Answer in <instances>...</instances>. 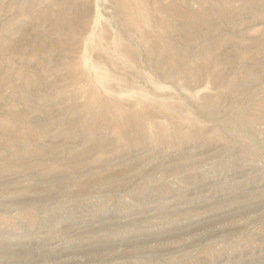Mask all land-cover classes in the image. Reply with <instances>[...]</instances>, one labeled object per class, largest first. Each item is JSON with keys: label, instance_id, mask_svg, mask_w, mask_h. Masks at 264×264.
<instances>
[{"label": "rangeland", "instance_id": "rangeland-1", "mask_svg": "<svg viewBox=\"0 0 264 264\" xmlns=\"http://www.w3.org/2000/svg\"><path fill=\"white\" fill-rule=\"evenodd\" d=\"M0 264H264V0H0Z\"/></svg>", "mask_w": 264, "mask_h": 264}]
</instances>
